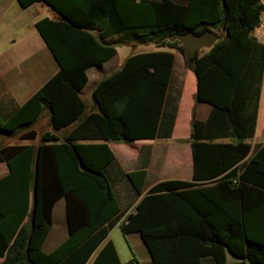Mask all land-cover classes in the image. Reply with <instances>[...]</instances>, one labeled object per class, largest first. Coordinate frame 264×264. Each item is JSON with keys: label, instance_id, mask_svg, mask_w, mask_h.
Returning <instances> with one entry per match:
<instances>
[{"label": "trees", "instance_id": "1", "mask_svg": "<svg viewBox=\"0 0 264 264\" xmlns=\"http://www.w3.org/2000/svg\"><path fill=\"white\" fill-rule=\"evenodd\" d=\"M18 1L23 8L42 2L60 15L36 23L60 71L12 117H0L2 141L20 133L35 141L33 127L45 111L54 131L38 146L0 143V163L9 168L0 179V264H122L109 238L122 212L107 174L115 162L108 143L172 137L178 98L169 93L171 50L184 55L176 37L219 28L225 38L214 32V47L187 62L197 102L212 107L206 122L192 121L191 180L163 181L142 196L147 172L126 174L142 197L120 228L140 235L153 264H203L208 257L226 264L228 255L236 264H264V144L249 142L264 126V45L252 35L260 1ZM114 35L117 41L105 42ZM126 42L171 49L130 55L95 85L90 108L81 96L87 71L103 67ZM167 158L186 166L176 152ZM63 198L71 236L47 254L43 245Z\"/></svg>", "mask_w": 264, "mask_h": 264}, {"label": "crops", "instance_id": "2", "mask_svg": "<svg viewBox=\"0 0 264 264\" xmlns=\"http://www.w3.org/2000/svg\"><path fill=\"white\" fill-rule=\"evenodd\" d=\"M179 4L186 5L187 0H182L181 2H179ZM45 18H50L53 20L61 19L60 15L57 12H55L53 8L49 7L48 5L42 2H37L29 6L28 8H23L18 0H0V117L3 119H8L12 117L18 109H20L28 100H30L48 81H50L60 71V68L57 62L55 61L51 51L49 50L46 43L40 36L38 30L36 29V23ZM118 38H119L118 35L107 37L105 39V42L114 43L115 41L118 40ZM129 43L126 42L122 44L126 46ZM135 43L139 45H145L142 43H137V42ZM146 44L153 45L154 43L149 42ZM159 50L160 49H150L141 52L137 51L135 53L133 52L126 54L127 56L125 57L127 59L132 54L159 51ZM171 51L175 55V63L173 67L171 83L175 75L178 78L177 88L180 89L181 93L180 94L173 93L171 90V83H170V88H169L170 95L172 97L178 98V103H177L178 113L176 117L175 127L171 138H159V137L156 138L166 141H171L173 139L176 130L178 114H179L180 97L183 92V85L185 81L184 74L190 71L189 69L183 68L182 65L179 68L176 67V63L177 60L179 59V56L183 58L184 67L186 60L185 57L180 52L175 50H171ZM117 55H118V50H117ZM115 57H113L110 61L106 62L103 65V67L101 68L92 67L87 71L89 82L81 93L83 99L85 93H87L88 95L90 93L92 94L95 85L100 80H102V78L106 74L110 72L113 66L118 67L119 65L123 64L124 58H122L121 60L114 61ZM260 105L261 106L259 111L258 125L260 122L261 115L262 114L264 115V106H263L262 97H261ZM193 112L194 114L192 121L206 122L212 112V107L209 104L197 102ZM42 120H43V127L46 130L43 132H39L36 130L38 136L35 141H28V140L22 141L20 139V135L22 133H20L19 135H16L13 138H7L6 140H4L9 142L6 146H26V145L38 146L41 143H43L42 141L43 133L45 132L53 133L54 131L50 123V116L48 111H45L41 116V118L39 119V121ZM35 126H37V124ZM27 131L28 129H25L23 133L25 134ZM257 131H258V127H257ZM56 134L59 135L58 132H56ZM259 134L260 133L258 134L256 133L255 138H257ZM155 140L138 141V144L141 145V149L138 152L139 153L138 161H140V159L142 158V151L145 149V147L149 146V144L151 143L156 144ZM259 144H263V143H259ZM108 145L115 155V162L107 169V174L111 180L112 188L121 206V212H122V219L120 221L121 223L126 219V217L129 214L135 212L136 205L140 201L141 197L144 194H146L154 185L163 181H158L153 185L149 186L147 189L145 188L151 173V163H152L151 150L146 151V155L145 157H143L140 166H136L134 168H126L123 165L121 159L125 158L123 156V151L127 149V145L125 143H119V142L108 143ZM188 156L190 162L191 161L193 162L192 152ZM138 170H145L147 172L144 192L141 197H137L134 194L133 189L131 185L128 183L126 178V174ZM182 171H185V168H182ZM179 173L180 172L178 171H173L172 173H166L164 175V180L165 179L174 180V178L179 176ZM8 174H9L8 165L5 162H1L0 179ZM185 179H187V181L191 180V178H186V177ZM126 191L129 194L130 201H128V197L125 194ZM133 198L135 202L134 204L131 205L130 203ZM65 202L66 199L63 198L59 200L54 207L53 226L51 228V231L49 232L46 242L43 245V251L45 247H48L50 253L55 251L71 236V232L68 226L66 227L65 225L64 226L61 225L56 227L57 217L59 216V214L61 215V211L63 210L65 211V213L68 212L67 203ZM120 223L117 225L120 226ZM128 236L134 238L135 241L140 240L142 242L140 235L137 233L128 234ZM63 237L65 238L61 240ZM117 251L122 264H127L133 260L139 261L142 264H149V263L153 264L147 248H146V255H144L143 257H141L139 254L132 252L133 256H129V258H127L126 260H123V256L119 252L118 248ZM231 257L232 256L230 255L227 256L226 264H236L238 262V260H236L235 258L233 261H231ZM203 264H214V262L211 257H208L203 260Z\"/></svg>", "mask_w": 264, "mask_h": 264}, {"label": "rangeland", "instance_id": "3", "mask_svg": "<svg viewBox=\"0 0 264 264\" xmlns=\"http://www.w3.org/2000/svg\"><path fill=\"white\" fill-rule=\"evenodd\" d=\"M172 1L179 3L182 0H172ZM212 31L215 32L221 40H223L226 36L225 31L222 28H219L218 30H212ZM177 41L179 40L171 39L167 43L175 44V43H178ZM179 45L182 46L181 42L179 43ZM116 48L118 50V55L114 58V61L121 60L122 58H124L125 60L126 59L125 56H127L126 54L133 53V52L135 53L137 51L141 52V51H146L150 49H167V50L171 49L169 47L160 48L157 46L156 43H154L153 45H150V44L139 45V44H136L135 42H131L127 44L126 46L122 43H117ZM208 51L209 49H200L197 53H198V56L200 57L206 54ZM183 56L185 57V54ZM187 62L188 64L190 63L188 60H186L185 67H184L183 58L179 56V59L177 60V63H176V67L179 68L182 65L183 68L188 69L189 67L187 66ZM120 67L121 65H119L118 67L113 66L110 72L106 74L104 77L111 75L113 72L117 71V69L119 70ZM184 80L185 81L183 85V92L180 97V104H179L180 108H179L176 130H175L173 139L171 141L156 139L155 140L156 144L151 143L149 144V146H146L145 149L142 151V158L140 159V161H138V156H139L138 152L141 149V145L138 144V141L137 142H119V143H125L127 145V149L123 151V156L125 158L121 159L123 165L126 168H134L136 166H140L143 157H145L146 155V151L151 150V153H152L151 173L146 183V187H145L146 189L158 181L171 180V179L164 180V175L166 173H172L173 171L180 172L179 176L174 178V180H187L185 179V177L191 178L192 171H193V162L192 161L190 162L189 156H188L189 154H191L189 138L191 136V131H192L191 122H192L193 114H194L193 110L195 109L196 104H197L196 97L194 96L197 92L196 77H195L194 72L192 71L186 72L184 74ZM177 86H178V78L174 75V79L172 80V83H171V90L173 93L180 94L181 93L180 89H178ZM262 98H263V106H264V89H262ZM84 99L90 108L94 107L91 93L89 95L85 93ZM39 122H38L39 124L37 123V126H35L34 129L39 132L45 131L46 129H44L43 127V120ZM249 142L252 144L253 148H255L259 143L264 144V126L259 136ZM0 143L7 145L9 142L2 141L0 139ZM175 152L182 155V158L186 161L185 171H182V168L180 166H177L178 164L172 165L171 161L168 162V158H167L168 154L170 155V153L172 154ZM125 194L128 197V201H130L129 194L127 191L125 192ZM134 202L135 201L133 198L130 204L132 205L134 204ZM65 203H67V201ZM70 218H71V215L68 212L65 213V211L62 210L61 215L59 214V216L57 217L56 227L65 225L66 227L68 226L70 229V226H69ZM64 238L65 237H63L61 240H63ZM110 239L115 243L119 252L123 256V260H126L127 258H129V256H133L132 252L139 254L141 257L146 255V248L143 245V243L140 240L135 241L134 238L129 237L128 235H124L119 225H116L111 231ZM44 251L46 253H50L48 247H45ZM233 260L234 258L231 257V261Z\"/></svg>", "mask_w": 264, "mask_h": 264}, {"label": "water", "instance_id": "4", "mask_svg": "<svg viewBox=\"0 0 264 264\" xmlns=\"http://www.w3.org/2000/svg\"><path fill=\"white\" fill-rule=\"evenodd\" d=\"M184 48L186 60L196 57L200 49H211L218 42L219 38L213 31H207L204 34L188 32L184 35L177 36ZM118 70V69H117Z\"/></svg>", "mask_w": 264, "mask_h": 264}, {"label": "built area", "instance_id": "5", "mask_svg": "<svg viewBox=\"0 0 264 264\" xmlns=\"http://www.w3.org/2000/svg\"><path fill=\"white\" fill-rule=\"evenodd\" d=\"M263 6V11L260 16V21L255 25L252 35L256 42L260 45H264V0H259ZM127 264H142L139 261L133 260Z\"/></svg>", "mask_w": 264, "mask_h": 264}]
</instances>
